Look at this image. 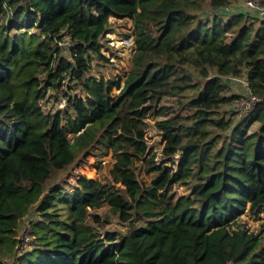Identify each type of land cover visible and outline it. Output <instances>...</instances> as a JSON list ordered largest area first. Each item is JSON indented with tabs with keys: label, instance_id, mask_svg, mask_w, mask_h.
I'll return each instance as SVG.
<instances>
[{
	"label": "trees",
	"instance_id": "16d2710c",
	"mask_svg": "<svg viewBox=\"0 0 264 264\" xmlns=\"http://www.w3.org/2000/svg\"><path fill=\"white\" fill-rule=\"evenodd\" d=\"M231 3L0 0V264H264V225L241 217L264 211V17L217 11ZM111 17L133 20L134 53L96 76ZM232 77L262 98L237 122ZM63 83L68 106L46 112ZM95 149L114 155L107 178L55 180Z\"/></svg>",
	"mask_w": 264,
	"mask_h": 264
},
{
	"label": "rangeland",
	"instance_id": "374dc122",
	"mask_svg": "<svg viewBox=\"0 0 264 264\" xmlns=\"http://www.w3.org/2000/svg\"><path fill=\"white\" fill-rule=\"evenodd\" d=\"M248 1L249 0H232V3L228 5L226 8L218 9L217 11L224 13H231V12L236 13V12L245 11L247 14L250 15H254V16L259 15L264 17V12H262L263 10L258 7L259 3L264 5V1L258 0L259 1L258 3L256 2V0H252L251 3L252 6L247 3ZM247 4L248 6L253 7V9H249L247 7ZM199 12L203 17L212 18L213 16V11L207 5L204 6V8ZM110 20L112 21L113 31L108 32L106 34V37L104 39L106 45L103 48L109 61L105 62L101 60L99 64L95 65L94 75L96 76L105 75L106 77H109L111 75H116L118 73H124V71L129 68L134 53L135 47L128 48L121 43L122 37L128 36L125 33L131 30L133 25V20L131 18L116 19L114 17H111ZM244 80L245 78H233V77L227 80L228 83L231 85L232 92L239 95L240 97L239 100H246V98L249 95V90L244 85ZM188 91L190 92V90H187L185 92ZM171 101L172 100H170V102ZM42 103L44 104L45 111H51V112H54V110L63 109L66 106L65 102L64 103H60L57 101L53 102L52 100L47 102L45 101V99L42 100ZM245 105L246 102L242 104L233 103L232 107L227 106L225 108L228 112V115H231L234 118V120L237 122L241 120L240 119L241 116H245L247 113L244 110ZM158 138L159 137L157 135H154V131L152 130L149 134L148 139L155 149H158L160 147ZM95 151H97L96 154L93 153L88 154L85 158L80 156L79 158L80 160H76L73 164L69 165L65 169L60 170L56 174L55 180L63 181L66 179L71 182H74L77 179L78 173L85 174L88 178H92L90 173L88 172L90 170L95 171L96 175L94 178L96 179L107 178L110 174V170L115 161L114 155L111 152L108 154L99 153L100 150L97 149H95ZM141 176L147 181H150L152 177L150 174H147L144 171V169L141 170ZM179 190L182 191V189ZM93 212L99 215L101 219L105 217H108L110 219V223L106 225L107 229L125 228L124 225L120 224L117 221L116 216L109 212L108 205H105L99 209H95L93 210ZM241 217L243 220L247 221L251 229L257 230L262 225H264V211H262L259 214H252L246 211L241 215ZM23 224L21 226L20 231H22V228L24 227ZM26 248H29V246H27Z\"/></svg>",
	"mask_w": 264,
	"mask_h": 264
},
{
	"label": "built area",
	"instance_id": "2783aa9c",
	"mask_svg": "<svg viewBox=\"0 0 264 264\" xmlns=\"http://www.w3.org/2000/svg\"><path fill=\"white\" fill-rule=\"evenodd\" d=\"M256 2L259 3L258 0H256ZM247 3L252 6V4H251L252 0H249ZM258 7L261 8L264 11V5L259 3ZM57 43L62 48V55L64 57L71 58V57L76 56L78 54L76 46H75L76 45V41L71 37V35L69 34V32L66 29L62 31L61 37L57 40ZM121 43L124 46L128 47V48H133L134 47V41H133V39L130 36L122 37ZM73 51H74V54H73ZM244 85L249 90L248 97L246 98V100H239L240 99V97H239L234 102V104L235 103L236 104H242V103L246 102L244 110H245V112H247L246 114H248L255 108L257 103H259L262 100V98L260 96L256 95V94L252 93V91L250 89V83H249V81L246 78L244 80ZM64 90H66V84L65 83H63L61 85L60 89L58 90V96L60 97V99H56V94L55 93L52 94L51 92L48 91L49 94H47V97H46L45 101L49 102L50 100H52L53 102L54 101H57V102H60V103H64L65 102L66 106H68L67 98L64 96ZM48 95H49V98H48ZM41 106L44 109V104L42 103V101H41ZM54 111H56V110H54ZM46 112H48V111H46ZM88 218L90 219V217H88ZM18 238L20 239V247H19L20 250H23L27 246H30L32 244L33 235H32L31 222L27 221V223L22 228V231L20 232Z\"/></svg>",
	"mask_w": 264,
	"mask_h": 264
}]
</instances>
